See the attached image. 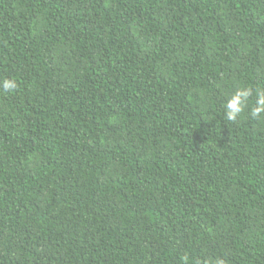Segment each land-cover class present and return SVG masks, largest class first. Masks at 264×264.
<instances>
[{"label":"trees","instance_id":"trees-1","mask_svg":"<svg viewBox=\"0 0 264 264\" xmlns=\"http://www.w3.org/2000/svg\"><path fill=\"white\" fill-rule=\"evenodd\" d=\"M261 94L264 0H0V264H264Z\"/></svg>","mask_w":264,"mask_h":264},{"label":"clouds","instance_id":"clouds-1","mask_svg":"<svg viewBox=\"0 0 264 264\" xmlns=\"http://www.w3.org/2000/svg\"><path fill=\"white\" fill-rule=\"evenodd\" d=\"M17 87L14 80H4L3 88L6 91H13ZM250 91L247 89H238L234 95L227 101L225 114L228 120L234 121L241 113L243 105L247 101ZM262 111H264V94H261L257 100V106L252 109L251 115L257 117ZM217 264H223L222 260H218Z\"/></svg>","mask_w":264,"mask_h":264}]
</instances>
